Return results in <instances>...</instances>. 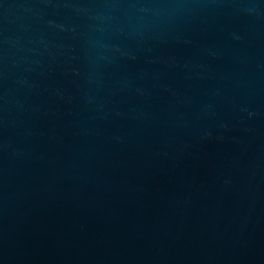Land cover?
I'll return each mask as SVG.
<instances>
[{"label":"water","instance_id":"1","mask_svg":"<svg viewBox=\"0 0 264 264\" xmlns=\"http://www.w3.org/2000/svg\"><path fill=\"white\" fill-rule=\"evenodd\" d=\"M0 264H264V0H0Z\"/></svg>","mask_w":264,"mask_h":264}]
</instances>
